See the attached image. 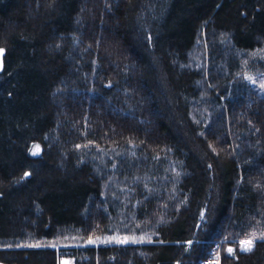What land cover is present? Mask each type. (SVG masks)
Listing matches in <instances>:
<instances>
[{
  "label": "trees",
  "instance_id": "obj_1",
  "mask_svg": "<svg viewBox=\"0 0 264 264\" xmlns=\"http://www.w3.org/2000/svg\"><path fill=\"white\" fill-rule=\"evenodd\" d=\"M0 48V263L264 264V0H0Z\"/></svg>",
  "mask_w": 264,
  "mask_h": 264
},
{
  "label": "rangeland",
  "instance_id": "obj_2",
  "mask_svg": "<svg viewBox=\"0 0 264 264\" xmlns=\"http://www.w3.org/2000/svg\"><path fill=\"white\" fill-rule=\"evenodd\" d=\"M261 58V57H260ZM244 78L246 80H248L249 83L251 84H257L259 86L262 87V85H264V71H261V72H253V73H247L245 74ZM262 89H264V87H262ZM38 146V148H37ZM33 152H35L36 154L34 155ZM41 152V149H40V145L39 143L37 142H31L29 145H28V154L30 156H38ZM203 219V211L200 213V216H199V220L200 222L202 221ZM100 237V239H99ZM136 237L135 236H132V235H115V236H110V237H107V236H97L95 238H89L86 240V244H90L89 241H95L96 243L99 242V240H104V241H113V242H117V243H126V242H131L133 240H135ZM190 244V242H188V245ZM73 245L72 243H65V244H60V245H57V244H49V246L51 248H57V247H66V246H71ZM231 249V247H228V250ZM211 253V250L208 254V257ZM216 258L217 260H219L220 258V255H221V248L219 250H216ZM206 258V260H209L211 259L210 257L209 258ZM72 264V260L70 258H64L60 264ZM174 264H177V263H174Z\"/></svg>",
  "mask_w": 264,
  "mask_h": 264
},
{
  "label": "bare ground",
  "instance_id": "obj_3",
  "mask_svg": "<svg viewBox=\"0 0 264 264\" xmlns=\"http://www.w3.org/2000/svg\"><path fill=\"white\" fill-rule=\"evenodd\" d=\"M99 239H100V237H99ZM248 238H246V239H242V240H247ZM241 240V241H242ZM240 241V242H241ZM112 244H117V242H113V241H104V240H99V242H95V241H93L92 240V242L89 244V245H91V246H93V247H95V248H108V247H111V245ZM51 248V247H50ZM51 249H55V250H57V253H56V255H58V247L57 248H51ZM239 249H240V244H239ZM241 250V249H240ZM242 251V250H241ZM64 258H70V257H67V256H59L58 257V259L56 260V262H57V264H60V262L64 259ZM62 264V263H61Z\"/></svg>",
  "mask_w": 264,
  "mask_h": 264
},
{
  "label": "snow or ice",
  "instance_id": "obj_4",
  "mask_svg": "<svg viewBox=\"0 0 264 264\" xmlns=\"http://www.w3.org/2000/svg\"><path fill=\"white\" fill-rule=\"evenodd\" d=\"M3 51L4 50L2 48H0V54H2ZM262 87H264V85H262ZM37 148H38V146H37ZM33 154L35 155L36 153L33 152ZM27 175H28V173H25V176H27ZM262 238H264V234H262ZM254 239H255V237H254V234H253V237L252 238H249L247 240H242L240 242V244H241V250L242 251H250L251 248H252V246H253V244H254ZM89 242L91 243L92 241H89ZM228 251L231 253L232 252V249H229Z\"/></svg>",
  "mask_w": 264,
  "mask_h": 264
},
{
  "label": "built area",
  "instance_id": "obj_5",
  "mask_svg": "<svg viewBox=\"0 0 264 264\" xmlns=\"http://www.w3.org/2000/svg\"><path fill=\"white\" fill-rule=\"evenodd\" d=\"M222 241V240H221ZM220 249V242H218V243H215L213 246H212V248H211V253H210V255H209V257L211 258V259H209V260H206V259H204V260H202L201 262H200V264H219V260H217V258H216V250H219ZM240 249H241V244H240ZM208 257V258H209ZM0 264H3V263H0Z\"/></svg>",
  "mask_w": 264,
  "mask_h": 264
},
{
  "label": "water",
  "instance_id": "obj_6",
  "mask_svg": "<svg viewBox=\"0 0 264 264\" xmlns=\"http://www.w3.org/2000/svg\"><path fill=\"white\" fill-rule=\"evenodd\" d=\"M0 58H1V54H0Z\"/></svg>",
  "mask_w": 264,
  "mask_h": 264
}]
</instances>
